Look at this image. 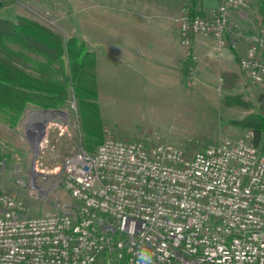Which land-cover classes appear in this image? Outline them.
<instances>
[{
    "label": "built area",
    "instance_id": "1",
    "mask_svg": "<svg viewBox=\"0 0 264 264\" xmlns=\"http://www.w3.org/2000/svg\"><path fill=\"white\" fill-rule=\"evenodd\" d=\"M249 5L181 11L182 43L203 33L226 44L230 16ZM247 36L239 66L264 87V24ZM61 168L67 210L29 215L0 194V264H264V152L251 129L188 153L105 128L94 151L79 146Z\"/></svg>",
    "mask_w": 264,
    "mask_h": 264
},
{
    "label": "rangeland",
    "instance_id": "2",
    "mask_svg": "<svg viewBox=\"0 0 264 264\" xmlns=\"http://www.w3.org/2000/svg\"><path fill=\"white\" fill-rule=\"evenodd\" d=\"M2 1L1 16L21 14L37 19L66 38L74 34L82 38L81 34H85L87 43L94 48L90 44V23L86 27L87 33L73 34L69 30L71 26L68 28L65 25L70 16H75L68 14L70 11L75 12V9L67 0ZM150 1L163 5L166 2L174 3V14H161L173 16L178 26L180 43L186 53L192 48L194 39L200 36L214 46L212 49L215 54L200 59L197 53L190 50L191 57L188 59L191 60L187 59L189 65L183 64L182 67L180 63V69L164 73V77L158 81L148 79L125 65H116L113 75L109 76L101 61L99 64L97 61L100 83L98 103L104 127L120 139L172 142L188 153L218 142L226 135L243 134L248 129L235 126L233 121L250 112L264 110V97L260 98L264 95V87L252 83L236 58L227 57L225 52L230 47L235 49L240 41L247 40V35L260 26L256 17L257 0H247L250 5L245 11H233L230 28L225 35L226 44H220L219 39L212 34L199 33L192 36L188 45L182 43L177 21L179 13L183 10H201L193 14H204L222 0H183L185 3L179 6L176 5L177 0H143L144 3ZM89 2L78 0V15L90 13L86 8ZM199 2L202 3L201 8H198ZM234 12V20H240L241 23H234ZM79 18L80 21L90 18V14L85 13ZM224 71L238 73L229 88L224 86ZM71 95L64 106L43 112L45 117L33 113L45 108L30 105L14 126L0 118V126L6 123L4 125L9 127L8 137L11 138L9 143L0 140V194L7 192L20 198L25 214L62 212L72 203L70 191L64 185L61 165L66 154L83 145V137L77 102L74 94ZM209 105L216 112L207 109ZM0 134L5 138V135ZM203 140L208 141L201 145ZM3 209L0 203V215Z\"/></svg>",
    "mask_w": 264,
    "mask_h": 264
},
{
    "label": "trees",
    "instance_id": "3",
    "mask_svg": "<svg viewBox=\"0 0 264 264\" xmlns=\"http://www.w3.org/2000/svg\"><path fill=\"white\" fill-rule=\"evenodd\" d=\"M2 2L0 0V5ZM256 7L258 22L264 24V0H257ZM237 77L235 71H224V86L231 87ZM99 89L96 51L85 39L76 34L66 38L45 23L25 15H0V118L4 121L14 126L30 105L48 109L62 107L73 93L82 144L88 151H94L105 136ZM206 108L216 112L210 105ZM233 124L251 129L253 143L264 152L263 109L250 112ZM205 141L208 140H203L201 145L206 144Z\"/></svg>",
    "mask_w": 264,
    "mask_h": 264
},
{
    "label": "crops",
    "instance_id": "4",
    "mask_svg": "<svg viewBox=\"0 0 264 264\" xmlns=\"http://www.w3.org/2000/svg\"><path fill=\"white\" fill-rule=\"evenodd\" d=\"M86 1H90L86 6L90 13L84 12L90 14V18H82L80 21L79 17L85 13L78 15L76 12L78 0H67L75 9V12L70 11L68 14L76 17L70 16L65 25L68 28L71 26L69 30L73 34L74 32L87 33L89 31L86 27L90 23V44L95 48L98 64L101 61L109 76L113 75L116 65H125V67L133 68L134 72L144 74V77L148 79L158 81L164 77V73L180 69V63L182 67L183 64L188 63L187 59L191 57L190 50L197 53L200 59L212 57L215 54L212 49L214 46L200 36L194 39L192 48L190 47L189 53H186V49L180 43L178 26L173 16L161 14H174L176 9L173 2H166L163 5L157 1L144 3L143 0ZM176 2L178 6L185 3L183 0ZM158 4L161 6L158 7ZM197 4L200 5L198 8H201L202 3ZM235 12L238 13V11ZM235 12L233 20L236 16ZM234 23H241V21L236 20ZM81 35L83 39H88L85 34ZM248 40L249 38L240 41L235 49L230 47L225 52L226 56L234 57L239 62L240 57L247 51L250 42ZM4 124V127L0 126V132L3 136L5 135V138L0 134V140L9 143L11 141L8 137L9 127Z\"/></svg>",
    "mask_w": 264,
    "mask_h": 264
},
{
    "label": "bare ground",
    "instance_id": "5",
    "mask_svg": "<svg viewBox=\"0 0 264 264\" xmlns=\"http://www.w3.org/2000/svg\"><path fill=\"white\" fill-rule=\"evenodd\" d=\"M33 113H35L34 115H39L40 117H45V114L43 112L39 111V110L35 111Z\"/></svg>",
    "mask_w": 264,
    "mask_h": 264
},
{
    "label": "water",
    "instance_id": "6",
    "mask_svg": "<svg viewBox=\"0 0 264 264\" xmlns=\"http://www.w3.org/2000/svg\"><path fill=\"white\" fill-rule=\"evenodd\" d=\"M48 110H51V109L45 108V109H42V110H40V111H41V112H46V111H48Z\"/></svg>",
    "mask_w": 264,
    "mask_h": 264
}]
</instances>
